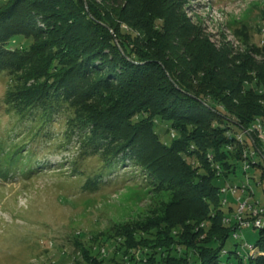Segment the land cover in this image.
Here are the masks:
<instances>
[{
	"label": "trees",
	"instance_id": "obj_1",
	"mask_svg": "<svg viewBox=\"0 0 264 264\" xmlns=\"http://www.w3.org/2000/svg\"><path fill=\"white\" fill-rule=\"evenodd\" d=\"M181 3L0 0V74L15 80L3 101L40 126L55 112L65 114L71 129L91 126L83 143L104 144L105 166L128 154L150 184L172 193L133 236L125 228L126 247H152L150 264H264V227H248L257 231L250 254L241 246L248 240L232 237L236 222L223 221L236 199L229 196L235 205H224L220 192L241 168L236 131L264 117V43L233 55L199 34ZM39 18L48 21L47 30ZM18 37L34 42L18 46ZM159 120L167 127L160 129ZM14 144L23 151L21 142ZM192 155L195 164L187 159ZM12 159L1 169L14 168ZM253 170L264 193V164ZM137 231L147 236L137 238Z\"/></svg>",
	"mask_w": 264,
	"mask_h": 264
},
{
	"label": "rangeland",
	"instance_id": "obj_2",
	"mask_svg": "<svg viewBox=\"0 0 264 264\" xmlns=\"http://www.w3.org/2000/svg\"><path fill=\"white\" fill-rule=\"evenodd\" d=\"M181 1L199 34L215 46L227 47L235 55L246 52L251 43H264V0ZM47 22L37 20L43 30ZM45 32L43 36L48 35ZM133 32L141 30L133 26ZM17 39L18 46L34 42L32 37ZM24 73L22 68L18 74ZM12 84L15 80L9 74H0V264H95L93 257L101 264H150L152 247H126L125 228L133 236L134 227L156 216L172 193L150 184L148 173L128 154L120 153L121 158L105 166L104 144L98 149L83 143L91 126L71 129L60 112L43 126L28 112L18 115L3 101ZM157 122L160 129L167 127L166 122ZM174 134L171 130L170 136ZM18 142L23 151L14 148ZM13 154L17 160L10 163L15 167L1 169ZM187 159L197 162L193 155ZM248 172L259 178L258 171ZM237 173V180H244L242 168ZM250 182L254 197L264 203L262 185L252 178ZM135 235L147 236L143 231ZM256 235V229L246 228L240 240L253 242ZM232 242L231 237L228 244Z\"/></svg>",
	"mask_w": 264,
	"mask_h": 264
},
{
	"label": "built area",
	"instance_id": "obj_3",
	"mask_svg": "<svg viewBox=\"0 0 264 264\" xmlns=\"http://www.w3.org/2000/svg\"><path fill=\"white\" fill-rule=\"evenodd\" d=\"M254 128H240L236 132H239V139H235L242 144L241 148V168L243 172H248V169L253 170V164L264 159V141H259L258 138H251V131ZM228 148L232 149L233 145L229 144ZM221 169V168H220ZM251 178L258 184H262L260 178L256 177V173L251 174ZM226 185H223V190L226 192L229 202V196H233L236 199L235 207H238V219H236V227L232 231V237L235 239L240 238L242 230L248 227H255L256 222H264V203L251 204L249 197L245 194L243 189V180L238 181L237 178L234 181H226ZM247 244V251L250 253L249 241H245ZM225 253V252H222Z\"/></svg>",
	"mask_w": 264,
	"mask_h": 264
},
{
	"label": "bare ground",
	"instance_id": "obj_4",
	"mask_svg": "<svg viewBox=\"0 0 264 264\" xmlns=\"http://www.w3.org/2000/svg\"><path fill=\"white\" fill-rule=\"evenodd\" d=\"M241 128H254V130L251 131V138H258L259 141H264V117L261 116H257L253 121H251L248 125L243 126ZM236 139H239V132L235 133ZM209 156H212V154H209ZM218 168L219 164L217 165ZM219 173H221V170L218 171ZM244 174V180H243V189L245 190V194L249 197V202L251 204H259L260 202L254 197V185L250 182L251 179V174L249 172H243ZM256 184H258L255 181ZM223 193V199L222 202L224 203V205L228 204H232L230 202H228V197L226 195V192L223 190V186L221 187V191ZM228 205V206H229ZM233 205H235L233 203ZM224 207V206H223ZM233 211L230 214L226 213L224 214L225 216L223 217V221L224 223H233V221L236 222V219H238V207H233ZM228 209V208H225ZM203 225V223H202ZM264 227V222H256L255 223V228H262ZM244 246L247 247V244H243ZM249 249L252 250L250 252V254L254 253L255 245L251 242H249ZM225 252V248L222 250V252ZM222 258V257H221ZM223 259V258H222ZM222 264H225V262H223Z\"/></svg>",
	"mask_w": 264,
	"mask_h": 264
}]
</instances>
